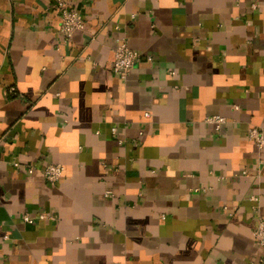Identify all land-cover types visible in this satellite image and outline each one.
I'll list each match as a JSON object with an SVG mask.
<instances>
[{
    "label": "crops",
    "instance_id": "obj_1",
    "mask_svg": "<svg viewBox=\"0 0 264 264\" xmlns=\"http://www.w3.org/2000/svg\"><path fill=\"white\" fill-rule=\"evenodd\" d=\"M66 2L0 0V264H264V0Z\"/></svg>",
    "mask_w": 264,
    "mask_h": 264
},
{
    "label": "built area",
    "instance_id": "obj_2",
    "mask_svg": "<svg viewBox=\"0 0 264 264\" xmlns=\"http://www.w3.org/2000/svg\"><path fill=\"white\" fill-rule=\"evenodd\" d=\"M55 9L59 15V31L68 39L72 34L83 28V20L80 14L73 11L67 4L66 0H55ZM147 60L152 61V56L140 53L138 51L130 49L124 41L117 42L115 48L113 49V60L111 70L113 74L118 76L120 79H125L129 71L140 61ZM13 89H10L12 92ZM207 123L213 124L216 129L224 123V118L221 116H210L205 118ZM248 138L252 140L258 147L264 145V136L262 132L256 128L252 127L248 130ZM18 167V164H14ZM27 173H32L34 171L33 167H28L26 169ZM41 174L46 182L50 184H56L62 177L63 167L59 164H47L41 168ZM39 219H43L44 216L40 214ZM25 223H33V219L25 215L23 217ZM253 235L260 246H264V221L259 220L253 231ZM118 264V263H114Z\"/></svg>",
    "mask_w": 264,
    "mask_h": 264
}]
</instances>
